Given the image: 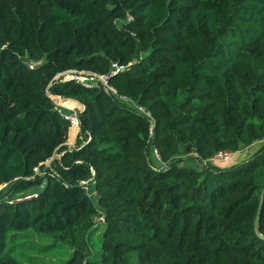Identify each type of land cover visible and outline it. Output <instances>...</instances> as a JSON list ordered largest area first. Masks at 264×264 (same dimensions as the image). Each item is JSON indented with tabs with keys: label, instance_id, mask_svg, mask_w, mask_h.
Wrapping results in <instances>:
<instances>
[{
	"label": "trees",
	"instance_id": "trees-1",
	"mask_svg": "<svg viewBox=\"0 0 264 264\" xmlns=\"http://www.w3.org/2000/svg\"><path fill=\"white\" fill-rule=\"evenodd\" d=\"M112 62L116 93L55 80ZM263 189L264 0H0V264L26 228L70 246L45 264H264Z\"/></svg>",
	"mask_w": 264,
	"mask_h": 264
},
{
	"label": "rangeland",
	"instance_id": "rangeland-1",
	"mask_svg": "<svg viewBox=\"0 0 264 264\" xmlns=\"http://www.w3.org/2000/svg\"><path fill=\"white\" fill-rule=\"evenodd\" d=\"M260 144L261 142H256L250 146H242L224 165H230L237 160L249 157ZM156 158L154 154L153 161L156 162ZM189 164L199 166L195 161ZM4 253L14 257L20 264L61 263L70 257L71 248L66 242L56 240L51 234L39 233L32 228H26L7 232Z\"/></svg>",
	"mask_w": 264,
	"mask_h": 264
},
{
	"label": "built area",
	"instance_id": "built-area-1",
	"mask_svg": "<svg viewBox=\"0 0 264 264\" xmlns=\"http://www.w3.org/2000/svg\"><path fill=\"white\" fill-rule=\"evenodd\" d=\"M26 64L28 68L33 69L37 66L38 63L35 62H28L26 61ZM132 65V62L129 63H118V62H112L110 64V69L107 73L105 74H97L85 70H76V69H68L63 72L58 73L57 75H60L63 80H74L76 82H79L81 85L87 87V88H93V87H98L99 85L103 87V89L107 93H116L115 88L109 84V79L116 74L128 70L130 66ZM56 75V76H57ZM51 99L56 105V108L63 114V116L69 121V133L71 129H78L79 128V111L80 107L74 105V106H69L64 103V100H61L59 98V95H54V94H49ZM122 99L126 100L125 97H122ZM127 101L135 106L139 111H143V108L140 106L135 105L133 102L127 99ZM62 109H66L68 111H64ZM75 130V131H76ZM154 154L156 157H158L156 150L154 149ZM233 155V152L230 150H220L216 153H214L210 160L214 163H223L227 162L231 156ZM36 172H38V169L35 168ZM34 194L31 195H26L22 198H16V201H20L23 199H29L33 196ZM12 202V201H10ZM102 220V217H100Z\"/></svg>",
	"mask_w": 264,
	"mask_h": 264
},
{
	"label": "water",
	"instance_id": "water-1",
	"mask_svg": "<svg viewBox=\"0 0 264 264\" xmlns=\"http://www.w3.org/2000/svg\"><path fill=\"white\" fill-rule=\"evenodd\" d=\"M61 78V76L60 75H57V76H55V80H57V79H60ZM47 92H48V94H51L48 90H47ZM59 98L61 99V100H72V101H75L76 103H77V105L76 106H78V107H80V113L84 110V108H85V104L84 103H82V102H80V101H78V100H76V99H74V98H69V97H66V96H59ZM191 144L190 143H188L185 147L186 148H188L189 146H190ZM74 149V148H73ZM48 162V161H47ZM47 162L45 163V166H44V170L46 169V168H51L50 167V164H47ZM203 163H205V161H203ZM82 184H84V183H80L79 185H82ZM263 191H264V189H263ZM263 193V192H262ZM261 206H262V195H261V200H260V203H259V210H258V213H257V217H256V221H255V227H256V229H257V222H258V219H259V213H260V209H261Z\"/></svg>",
	"mask_w": 264,
	"mask_h": 264
},
{
	"label": "crops",
	"instance_id": "crops-1",
	"mask_svg": "<svg viewBox=\"0 0 264 264\" xmlns=\"http://www.w3.org/2000/svg\"><path fill=\"white\" fill-rule=\"evenodd\" d=\"M64 103L67 104V105H69V106H72V105H70L69 103H67V102H65V101H64ZM75 130H76V129H75ZM78 130H79V128H78L76 131H74L73 134L68 133V137H67L66 144H67V146H69V148H73V147H74V144H75V138H76V135H77ZM55 156H56V157H59L60 154H58V155L55 154Z\"/></svg>",
	"mask_w": 264,
	"mask_h": 264
}]
</instances>
